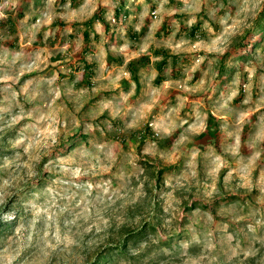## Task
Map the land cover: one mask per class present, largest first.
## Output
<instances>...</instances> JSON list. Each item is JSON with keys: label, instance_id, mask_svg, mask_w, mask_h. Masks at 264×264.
Returning <instances> with one entry per match:
<instances>
[{"label": "clouds", "instance_id": "obj_1", "mask_svg": "<svg viewBox=\"0 0 264 264\" xmlns=\"http://www.w3.org/2000/svg\"><path fill=\"white\" fill-rule=\"evenodd\" d=\"M154 2L161 7L153 19L146 0H128L129 7L133 3L142 7L129 18L137 20L136 31L145 19L150 21L149 39L137 44L126 38L124 19L117 23L120 0H39V6L37 0H0V214L6 209L11 213L18 244L0 252V264H21V251L29 245L39 246L45 260L70 257L74 264H85L87 256L81 253L86 249L95 258L101 245L108 246L105 241L113 226L117 233L123 228L138 231L148 222L159 226L138 240H128V255L118 257L116 264H132L131 257L147 252L171 264H264V74L257 75L264 63L239 65L247 69V83L237 72L219 94L215 84L219 73L213 69L226 54L230 53L226 65L232 68L233 58L250 51L233 45L253 29L264 0H227V4L178 0L183 7L171 8L164 7L169 0ZM202 10L222 25V31L213 33L216 39L205 49L206 55L186 69L189 79L197 71L201 79L191 87L188 79L172 83L185 93L178 104L171 106L164 88L150 83L140 95L134 86L125 91L115 78L116 69L106 63L107 53L122 52L128 60L152 56L150 46L158 42L151 37L165 16L187 14L190 18L184 23L191 27ZM101 13L112 32L94 19ZM88 21H93L90 45L83 38ZM170 23L179 30L180 21ZM204 27L210 30L207 21ZM254 39L259 36L250 35L244 42ZM86 47L91 51L84 57ZM207 53H212L211 59ZM57 55L63 58L54 63ZM81 59L98 65L91 88L76 87L84 70L80 65L74 72L73 65ZM206 59L204 70L200 65ZM149 72L153 79L158 75L154 68ZM61 73L76 79H61ZM241 87L244 99L233 104ZM105 91L112 95H102ZM93 96L95 103L82 111ZM186 103L188 112L181 115ZM209 111L221 121L217 147L207 135ZM105 112L108 117L101 119ZM146 127H153V134L138 154L135 149ZM134 133H138L135 143ZM201 135L204 138L198 139ZM121 137L132 150H124ZM164 141L170 147L162 148ZM113 144L120 145L115 152ZM161 161L182 167L164 173L158 193L157 181L144 165L154 164L159 170ZM221 172L226 173L222 188ZM49 174L52 179L42 183ZM158 196L164 201L163 213L152 220ZM77 199L87 202L91 213L63 220ZM137 205L145 208V215L129 216L125 209ZM38 224L44 227L38 229ZM93 228L104 235L85 240ZM169 237L177 238L169 241Z\"/></svg>", "mask_w": 264, "mask_h": 264}, {"label": "rangeland", "instance_id": "obj_2", "mask_svg": "<svg viewBox=\"0 0 264 264\" xmlns=\"http://www.w3.org/2000/svg\"><path fill=\"white\" fill-rule=\"evenodd\" d=\"M149 4V13L153 15L160 9L161 5L155 3L154 0H146ZM225 4H227V0H224ZM37 6H39V0H37ZM165 8L171 7H183L182 4L178 3V0H169V4L164 6ZM142 7L133 3L131 7L128 6V0H120L119 6L115 9V16L117 23L121 18L124 19V24L126 27V38L130 41H133L137 44H142L145 40L149 39L150 33V21L145 19L144 26L140 28L139 31H136L133 27L137 23L135 19H129L130 17L136 16ZM219 15H223V12L219 13ZM119 16V18H118ZM201 17L203 19H201ZM190 17L187 14L182 13H174L172 16H165L163 19L162 24L155 30L154 35L151 37L158 44H153L150 46V51L152 52V56H146L139 59H130L128 60L124 53H116L109 51L106 55V63L107 65L113 66L116 69L115 78L120 85L124 88L125 91H130L135 88V92L137 95H140L141 90L146 87V85L154 84L157 88L163 87L165 90V95L170 97L171 106H176L179 101V97L181 95H185L184 91L179 87H172V83H180L184 80L188 79L189 86H193L196 81L201 79L202 73L197 71L192 75L189 79L186 73V69L195 65L196 61H198L201 57L206 55L205 49L212 43V40L216 39L215 34H220L222 31V25L219 23L212 21L209 19V16L206 11L202 10L200 13L196 14L195 16V23L188 27L184 21L189 19ZM94 19H99L102 24L105 25L108 32H112V26L107 25L106 22L103 20V13L95 17ZM180 21L179 30L176 29L174 24H171L170 21ZM207 21L209 28L204 27V22ZM253 23V29L246 32L245 36L241 38L237 43L233 45V47L239 49H250L247 51L245 55H239L233 58L232 64L234 67L230 68L226 65V61L229 60V54H226L220 61L213 66L214 71L218 72L219 75L216 77L215 84H216V91L219 94L220 90L223 89L225 84L231 85L234 76L237 72L241 74V78L244 83H247L248 80V72L246 68H241L239 65L243 64L246 66L255 65L264 63V6H262L261 10L258 12L256 18ZM93 21H88L84 24V28L87 29L83 33L84 42L86 45L91 44L90 32L92 29ZM63 27V25H60ZM15 29L13 28V31ZM86 32L89 33L86 35ZM258 35L259 39H254L249 43H245L244 41L247 40L248 36L250 35ZM74 39V37H70ZM115 39V37H114ZM96 41H100V36L97 34ZM50 43L55 46L54 41H50ZM124 39L123 34H121L120 44L123 45ZM187 43L188 47L185 48V44ZM91 51L90 47H86L84 49V57H87L89 52ZM208 59L212 58V53H207ZM153 57L156 59L153 60ZM61 55H57L53 57V62L62 59ZM208 59L204 61L200 67L204 70H207L208 66ZM83 66L84 70V77L80 84H77L76 87L80 88H91V77L94 76L95 69L98 66L95 62L89 63L87 59H81L77 62V64L73 65V71H79V66ZM154 68L158 75L155 76L153 79L151 73L149 72V68ZM128 73H131V77L129 78ZM264 74V69H257V75ZM226 78V79H225ZM61 79H68L69 81L75 80V75H71L69 77H65L63 73H61ZM258 79L254 81L253 89H252V96L255 100L257 98V94L259 92ZM175 93V95H172ZM105 96L112 95L111 91H105L101 93ZM194 96H188V100H194ZM244 99V91L243 87L240 89V95L236 97V99L232 102L233 104H240L241 101ZM96 97L93 96L88 102L85 104L84 109L82 111H86L88 108V104H94ZM71 107V105H69ZM149 110H151V106H147ZM264 111V110H262ZM188 112L187 103L185 105L184 110L182 111L181 115H184ZM258 115V113L256 114ZM256 115L252 117L253 120L256 119ZM108 117V113L105 112L101 119H106ZM207 123H208V131L207 135L211 137L210 143L213 147H217L219 144V137H220V123L221 121L214 115L211 111L207 114ZM245 131H248L247 125L245 126ZM153 134V127H146L144 130V134L141 136L139 141V147L135 149V151L139 154L141 150L145 147V140ZM138 133H134L132 135L133 143L136 142V136ZM204 136L201 135L198 139H203ZM82 140H86L87 137H80ZM121 142L123 143L124 150L130 151V149L126 142H124L123 138L121 137ZM120 145L113 144L112 150L115 152ZM161 147H170L169 142L164 141L161 143ZM147 169L150 170L151 175L156 179V191L160 193L162 191V180L165 172H179L182 165L181 164H167L165 165L162 161L160 162L159 170L156 169L154 164L146 163L144 165ZM201 170L203 169V163L200 164ZM226 173L221 172L220 174V186L223 187L224 177ZM257 175V174H254ZM52 177L49 176L42 180V183L47 182V180H51ZM107 191V190H106ZM149 194H151L152 189H148ZM95 194V193H94ZM226 198L231 199L232 197H228L226 194ZM251 200V197H248ZM243 202V201H241ZM253 203H255L253 201ZM119 202L116 207H118ZM163 205L164 201L158 196L155 200L154 206L151 208V219L154 220L155 218L159 217L163 213ZM13 207V205H9V208ZM185 207H187V202H185ZM195 207H205L203 205H195ZM189 212L193 211V209H187ZM88 211L91 213L92 209L88 205L87 202L82 203L80 199L75 201V206L71 208L70 212L64 213L62 219L63 220H70L75 218L76 213H83ZM129 216L133 215H145V208L137 205L135 208L129 206L125 209ZM0 222L1 225L4 223H9L10 228L8 230L0 232V252L7 253L11 249H14L18 246L16 243L17 238L15 236V229L16 224L11 218V213L8 212L6 209L3 214H0ZM159 225L153 222H148L144 225V227L138 231H134L128 228H123L120 230L119 233L115 231V226L108 231V237L105 243L107 245H115L118 243L122 238L126 236L128 233H139L142 230L141 234H139L137 239L131 240H138L142 238L147 231L155 232L156 228ZM38 229H42L44 225H37ZM93 235L96 236H103L104 233H95V229L93 228L92 233L86 235L85 240L92 237ZM119 235L120 240L117 241L116 236ZM135 236L133 234H130ZM136 237V236H135ZM177 237H169V241L176 239ZM113 243V244H112ZM170 247V244L168 245ZM105 247L101 245L100 248L97 249L96 253L93 255H88L87 250L85 249L81 255H86L87 260L85 264L92 263L96 260L97 255L100 251H102ZM197 249H193V253L195 254ZM21 264H74V262L69 257L67 260L64 257H51L49 260H45L42 254L41 249L39 246L29 245V247L24 248L21 251ZM122 257V256H118ZM118 257H115L114 260L110 261L109 264H116ZM126 257V256H123ZM132 264H171L169 260H158L155 252H147L140 256L131 257Z\"/></svg>", "mask_w": 264, "mask_h": 264}, {"label": "trees", "instance_id": "obj_3", "mask_svg": "<svg viewBox=\"0 0 264 264\" xmlns=\"http://www.w3.org/2000/svg\"><path fill=\"white\" fill-rule=\"evenodd\" d=\"M119 18V16H118ZM89 33L86 32V35H88ZM8 228H10V224L4 223L3 225H1L0 222V232L8 230ZM142 232H144L143 230L139 233H128L126 234V236L124 238H122L118 243H116L115 245H108L107 247H105L102 251H100L97 255V258L94 262L89 263V264H109L110 261L114 260L115 257L118 256H127V252H126V247H127V241L131 240V239H137L139 234H141ZM130 234H133L135 236H132ZM113 244V243H112Z\"/></svg>", "mask_w": 264, "mask_h": 264}, {"label": "built area", "instance_id": "obj_4", "mask_svg": "<svg viewBox=\"0 0 264 264\" xmlns=\"http://www.w3.org/2000/svg\"><path fill=\"white\" fill-rule=\"evenodd\" d=\"M153 14H155V13H153Z\"/></svg>", "mask_w": 264, "mask_h": 264}]
</instances>
